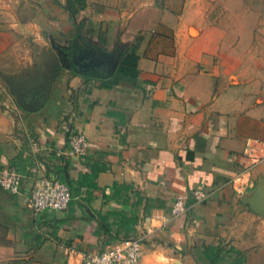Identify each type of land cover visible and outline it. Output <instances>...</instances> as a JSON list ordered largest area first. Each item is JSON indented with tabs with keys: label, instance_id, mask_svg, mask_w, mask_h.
<instances>
[{
	"label": "crops",
	"instance_id": "0c3cea01",
	"mask_svg": "<svg viewBox=\"0 0 264 264\" xmlns=\"http://www.w3.org/2000/svg\"><path fill=\"white\" fill-rule=\"evenodd\" d=\"M192 1L0 0V170L22 175L18 194L0 187V264L69 263L121 239L120 217L144 235L138 264H264V162L244 192L229 183L247 139L264 140L257 19L196 16ZM43 174L69 185L65 210L26 207Z\"/></svg>",
	"mask_w": 264,
	"mask_h": 264
},
{
	"label": "built area",
	"instance_id": "2783aa9c",
	"mask_svg": "<svg viewBox=\"0 0 264 264\" xmlns=\"http://www.w3.org/2000/svg\"><path fill=\"white\" fill-rule=\"evenodd\" d=\"M35 145V140H30ZM69 153L83 156L89 147L86 137L79 132L71 133L68 137ZM242 157L247 159L240 172L229 180L230 186L236 193H242L253 185L250 178L251 170L257 164L264 162V140L259 138L247 139ZM22 182L21 173L12 166L0 170V187L9 193L18 194ZM209 193L196 188L190 198L194 203H203ZM188 196L179 195L171 206V214L177 217L186 212ZM71 200L69 185L58 178L39 175L35 178L29 194L26 197V207L35 215L45 210L63 211ZM144 235L137 234L128 238L118 239L99 251H71L70 262L66 264H138L142 252Z\"/></svg>",
	"mask_w": 264,
	"mask_h": 264
},
{
	"label": "rangeland",
	"instance_id": "374dc122",
	"mask_svg": "<svg viewBox=\"0 0 264 264\" xmlns=\"http://www.w3.org/2000/svg\"><path fill=\"white\" fill-rule=\"evenodd\" d=\"M192 3L197 6L198 9L197 12L193 11L194 15L197 16V13H199V15L203 13V17L210 15L212 19L214 17L219 19L220 16L226 12L231 13L232 17H239V13L244 14L253 12L255 18L257 19L256 26L253 30V33L257 36V38H255L253 45H258L259 40V46L264 49V0H195L194 2L192 1ZM209 3L217 4L213 5L214 8H212L213 6ZM224 4L232 9L230 11L226 8L224 9V7H222ZM240 4H242V6ZM207 17L209 18V16ZM253 19V17L250 18L249 23L253 22Z\"/></svg>",
	"mask_w": 264,
	"mask_h": 264
},
{
	"label": "trees",
	"instance_id": "16d2710c",
	"mask_svg": "<svg viewBox=\"0 0 264 264\" xmlns=\"http://www.w3.org/2000/svg\"><path fill=\"white\" fill-rule=\"evenodd\" d=\"M77 1H84V0H77ZM79 10L80 9H71V8H69V12L71 14H74V13L78 12ZM131 54L132 53H129L125 57V60H129V58L131 57ZM83 185H84V183H83ZM135 221H137V220H136V218H133V217H130V218L120 217V218H118V223H119L120 228H121V231H119L118 233L123 232V235L121 236L122 238L130 237L128 231H129L130 227L133 225V222H135ZM116 235L120 237V235H118V234H116Z\"/></svg>",
	"mask_w": 264,
	"mask_h": 264
},
{
	"label": "water",
	"instance_id": "95a60500",
	"mask_svg": "<svg viewBox=\"0 0 264 264\" xmlns=\"http://www.w3.org/2000/svg\"><path fill=\"white\" fill-rule=\"evenodd\" d=\"M38 102L37 99H34L29 105H24L22 102H20V105H22V107H24L25 109H28V110H34L35 107H36V103ZM38 104V103H37ZM262 180H259V184L257 185V188L255 190V194L254 196L252 197V200H251V203H252V208L253 210L255 211H258L260 212L261 211V208H262V205L260 204V202H257L256 199H257V192L259 193L260 191L258 190V188L261 190V186H262Z\"/></svg>",
	"mask_w": 264,
	"mask_h": 264
},
{
	"label": "flooded vegetation",
	"instance_id": "af4514ba",
	"mask_svg": "<svg viewBox=\"0 0 264 264\" xmlns=\"http://www.w3.org/2000/svg\"><path fill=\"white\" fill-rule=\"evenodd\" d=\"M89 70V69H88Z\"/></svg>",
	"mask_w": 264,
	"mask_h": 264
}]
</instances>
